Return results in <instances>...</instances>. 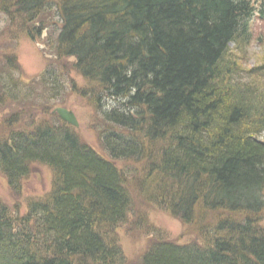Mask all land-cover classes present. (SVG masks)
<instances>
[{"label":"trees","instance_id":"trees-1","mask_svg":"<svg viewBox=\"0 0 264 264\" xmlns=\"http://www.w3.org/2000/svg\"><path fill=\"white\" fill-rule=\"evenodd\" d=\"M254 16L264 0H0V174L18 196L32 165L54 173L22 216L0 200V264H123L119 161H145L185 226L199 209L223 219L209 241H154L140 264H264V65L237 55ZM43 36L48 65L22 82L15 43ZM68 89L98 105L105 156L46 105Z\"/></svg>","mask_w":264,"mask_h":264},{"label":"rangeland","instance_id":"rangeland-1","mask_svg":"<svg viewBox=\"0 0 264 264\" xmlns=\"http://www.w3.org/2000/svg\"><path fill=\"white\" fill-rule=\"evenodd\" d=\"M252 1L257 6L260 3V0ZM250 31L253 34V42L244 52L239 51L237 54L241 57L244 68L264 65V20L254 16ZM45 40L46 38L43 36L35 42H31L25 37L16 43L11 42L16 44L15 54H17L18 64L21 66L22 82L27 80L36 81L48 65V53L44 49ZM71 73V79L78 88L87 87L82 77L77 73ZM43 101L48 102L47 99H43ZM46 105L52 107V111L59 107L73 111L79 123L76 130L78 137L83 143L96 149L103 156L106 155L103 148H101V137L99 136V132L104 130L105 126L99 108H97L98 105L96 106L91 101L89 94L84 92L80 94L70 93L68 89L59 100L50 101ZM7 113L8 111H6ZM9 128L5 120L0 118L1 138H8L11 132ZM117 166L128 177L126 190L129 192L132 202L131 213L127 222L115 232L119 246H121L125 256L123 264H140L142 255L154 241L168 240L187 245L198 244V240L201 239L209 241L213 238L214 234L211 226L216 224L213 220L216 222L219 221V218L223 220L220 216L218 218L212 216V220V218L206 216L208 213L199 209L196 214L197 221L185 226L181 221L173 218L165 206L163 207L156 202L154 190L146 183L148 168L145 161H119ZM30 173V176L23 181V188L18 196L9 188L5 176L0 174V200L13 213H18L16 207H19L21 211L18 214L20 216L27 212L28 205L32 201L42 200L49 196L54 186V173L46 165L36 163L31 166ZM149 195L152 196L150 199ZM153 198L155 201H153ZM262 217L261 224L264 225V214ZM232 219L239 221L234 215H232Z\"/></svg>","mask_w":264,"mask_h":264},{"label":"water","instance_id":"water-1","mask_svg":"<svg viewBox=\"0 0 264 264\" xmlns=\"http://www.w3.org/2000/svg\"><path fill=\"white\" fill-rule=\"evenodd\" d=\"M54 113H56L60 119H62L65 123L69 124L70 126H74L75 128L79 127L78 119L73 111L71 112L66 108L61 107L54 110Z\"/></svg>","mask_w":264,"mask_h":264},{"label":"bare ground","instance_id":"bare-ground-1","mask_svg":"<svg viewBox=\"0 0 264 264\" xmlns=\"http://www.w3.org/2000/svg\"><path fill=\"white\" fill-rule=\"evenodd\" d=\"M123 178H124V180H125L126 182L128 181V177H127L126 174H123Z\"/></svg>","mask_w":264,"mask_h":264}]
</instances>
